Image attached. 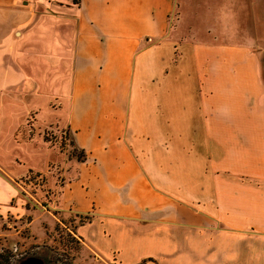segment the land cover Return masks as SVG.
<instances>
[{"label":"crops","instance_id":"obj_1","mask_svg":"<svg viewBox=\"0 0 264 264\" xmlns=\"http://www.w3.org/2000/svg\"><path fill=\"white\" fill-rule=\"evenodd\" d=\"M243 8L0 0V219L47 164L28 130L53 124L81 154L55 208L98 259L264 264V58L191 32L235 29Z\"/></svg>","mask_w":264,"mask_h":264},{"label":"rangeland","instance_id":"obj_2","mask_svg":"<svg viewBox=\"0 0 264 264\" xmlns=\"http://www.w3.org/2000/svg\"><path fill=\"white\" fill-rule=\"evenodd\" d=\"M239 1L247 3V8L242 9L235 29L191 32L198 40L246 44L263 59L264 0ZM28 131L30 136L36 133L45 144L47 164L40 171L27 170L15 179L21 213L0 219V264H19L30 256L40 258L43 264H115L98 259L76 238L74 228L81 219L55 208L60 184L72 173L74 161L81 158L66 129L51 124Z\"/></svg>","mask_w":264,"mask_h":264},{"label":"water","instance_id":"obj_3","mask_svg":"<svg viewBox=\"0 0 264 264\" xmlns=\"http://www.w3.org/2000/svg\"><path fill=\"white\" fill-rule=\"evenodd\" d=\"M43 264L42 260L37 257H25L19 264Z\"/></svg>","mask_w":264,"mask_h":264}]
</instances>
